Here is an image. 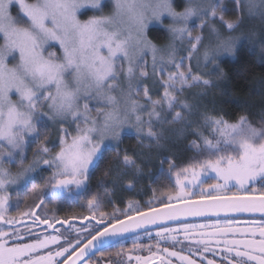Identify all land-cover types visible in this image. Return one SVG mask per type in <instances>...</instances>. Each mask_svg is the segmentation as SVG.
Segmentation results:
<instances>
[{
    "label": "snow or ice",
    "instance_id": "1",
    "mask_svg": "<svg viewBox=\"0 0 264 264\" xmlns=\"http://www.w3.org/2000/svg\"><path fill=\"white\" fill-rule=\"evenodd\" d=\"M108 6L105 0H0L3 41L0 43V223L12 224L14 220L5 217L10 199L8 186L37 172L41 166L50 170V175L44 180L43 188L34 191L42 193L44 188H49L55 195L70 192V186H74L78 194L91 196L89 210L95 219L94 210L99 208L101 200L92 193L88 181L90 170L102 151L119 144L122 134L131 130L142 144L145 138L159 143L164 137L163 125L181 122L202 141V144L191 141L199 157L176 171L180 192L176 196L168 195L169 201H182L183 207L167 204L168 211L152 208L145 212L129 201L124 210L115 209L111 216L101 212L97 224L102 229L92 233L78 251L79 236L75 243L68 236L51 235L33 243L9 246V240H21L23 233L19 229L14 233L0 230V264H66L58 259L66 253L69 259L75 255L71 264H79L107 238L157 221L220 211L264 215V191L231 196L224 191L231 181L238 185L239 192L247 191L246 185L257 178L264 180V118L259 127L246 115L230 122L222 115L199 112L198 105L181 99L188 90L212 87L210 77L223 79L219 57L235 54L241 36L234 33L244 23L245 10L249 17L259 16L264 20V0L259 3L235 0V19H226L229 10L221 0H184L181 10H177L173 0H110L112 11L106 15L104 8ZM85 9H91L93 14L81 19L87 15L82 11ZM165 18L169 21L166 27L171 42L167 47L158 48L148 39V27L153 21L164 26ZM52 44L59 45L62 56H57L55 51L45 55L46 46ZM259 47L264 52V36L259 38ZM17 55L18 62L9 67L8 58L16 61ZM149 55L152 75L159 77L163 89L162 95L155 97L147 84L141 82L149 76ZM194 60L197 67L202 60L208 75L193 70ZM13 94L17 97L15 100ZM200 95L192 93L191 98ZM193 113H198L202 123L187 119ZM48 121L58 126L57 139L53 142H49L47 134ZM202 128L210 131L211 138L204 135ZM32 145L36 148L29 161L26 149ZM116 158L124 169L136 167L127 152L116 151ZM13 165L18 168L15 174L10 171ZM169 167L170 171L174 168L171 164ZM189 172L193 177L189 183L193 186L201 173L209 172L215 173L223 183L210 185L215 194L208 193V201L203 192L197 201L190 198L191 192L185 191L186 186L180 179L181 173ZM109 174L105 172L106 176ZM133 187L129 180L127 188ZM43 223L54 227L48 220ZM190 227L195 228L185 226V231ZM218 231L221 235L240 232L245 237L222 241L224 251L234 253L236 258H229L228 264H264V223L253 222L244 229L228 227ZM157 235L163 238L162 233ZM61 239L66 241V246L60 245L54 253L36 255L49 245L60 244ZM198 243L207 244L206 241ZM168 255L179 256L186 264H195L176 252ZM135 259L137 264H149L146 258ZM107 264H120V261Z\"/></svg>",
    "mask_w": 264,
    "mask_h": 264
},
{
    "label": "trees",
    "instance_id": "2",
    "mask_svg": "<svg viewBox=\"0 0 264 264\" xmlns=\"http://www.w3.org/2000/svg\"><path fill=\"white\" fill-rule=\"evenodd\" d=\"M175 1L177 9L184 5L177 4L180 0ZM234 6L235 2H230V5H226L229 8L226 19H235L236 12ZM256 32L254 29H249L244 31V34H246V37L250 35L259 40L261 35H253ZM147 36L156 45H162L167 42L166 32L159 27H150ZM219 68L224 73L223 79L217 80L214 77H210L213 79V86L202 89L205 92L203 98L206 101L203 112L222 115L230 122H235L239 116L246 115L254 126L259 127L260 120L264 118V52L260 50L259 41L252 38L243 39L236 46L234 55L219 58ZM200 72L208 75L207 69ZM196 123H202V121ZM201 131L204 132L205 136L211 138V133L208 129L202 128ZM166 135L167 133L164 130V137L159 143L149 142L145 138L143 144L137 139V136L124 135L119 144L102 152L97 163L90 171L88 181L92 193L97 194L101 200L99 208L94 210L95 219L92 218L93 212L89 210L88 201L91 199V196L86 194L79 195L69 203L65 201L53 203L49 200L48 202L51 203L48 204L47 202L46 207H43L46 199H49L45 198L47 188H44L42 193L34 191L35 187H38V189L39 187L43 188L45 177L50 175L49 170L43 166L29 179L30 181L27 182L25 188L16 193L14 199H12L15 207L13 208L11 204L9 209H16V213L20 214L24 209L27 211V208H32L36 205V210L37 207L41 206L39 210L35 211L37 219L42 222L48 220L51 223H55L56 220L66 221V225H70L75 232L80 233L79 238L81 243L79 245H81L90 238L92 233L98 229H102L103 226L96 222L97 219L101 218V212H107L111 216L115 209L124 210L129 201L137 204L142 210L171 203L161 200V195L165 194V192L173 191L174 182L169 173V166L171 164L174 167H180L181 165L192 163L199 157V153L191 147V141L197 140L201 144L202 141L198 136L193 134L190 128L184 133L183 131H177L176 136L173 134ZM154 144H156L155 148H151ZM162 145L163 148L167 149L161 151L158 147ZM32 147L34 148L35 146L32 145ZM116 151L120 153L127 152L135 160L136 167L124 169L116 158ZM29 152H32V150ZM118 168L119 172L117 171ZM106 171L110 173L107 176L105 175ZM129 180L134 184L132 189L127 188ZM258 184L250 187L255 190L250 191L249 194H258L264 191V185L261 184L259 189H257ZM105 191H107V195H105ZM190 198L199 199L201 196L196 193ZM22 203H25V205H21ZM8 214V217L17 216L15 214ZM119 218L123 219L124 217L119 216ZM77 219H82L84 223L73 221ZM104 219L106 223L111 224L110 220ZM227 220H230L229 224H234V221L237 219ZM195 223L198 222L169 226L164 229H171V233H174L178 231V226L185 228V226H191ZM190 231L188 230L187 232L192 233ZM153 232L148 233V235H153ZM146 234L129 239L130 241L138 240V242L128 243L126 241L124 242L125 246L128 249L130 247L142 249L150 245L140 244L141 241L143 242ZM180 235L181 233L179 232L178 236ZM76 238L77 236L73 239V243H75ZM120 243H123V241ZM114 246L120 247L121 245L116 244ZM150 247L147 249H151Z\"/></svg>",
    "mask_w": 264,
    "mask_h": 264
},
{
    "label": "rangeland",
    "instance_id": "3",
    "mask_svg": "<svg viewBox=\"0 0 264 264\" xmlns=\"http://www.w3.org/2000/svg\"><path fill=\"white\" fill-rule=\"evenodd\" d=\"M230 2H235V0H221V3L223 4V6L225 8L226 5H230ZM106 4H109L108 7L104 8V14L108 15L111 13L112 9L110 6V0H105ZM174 5L176 4V1L173 0ZM257 3H259V0H257ZM177 4L179 5H183L184 4V0H180ZM183 8V6H181L179 9L177 10H181ZM229 10V8H227ZM235 9V6H234ZM15 9H13V14H15ZM82 11H86L87 15L85 16H81V19H87L88 16H91L93 14V11L91 9H85ZM257 11L259 12V9H257ZM169 21L167 20V18H165V25L162 26L158 23H156L155 21H153L151 24H149V27H159L162 28L166 34H167V42L165 44L162 45H156L158 48H164L167 47V45L171 42V36L169 34V32L167 31V23ZM249 29H254L257 32L255 33V35H261L264 36V20H262L259 16H253V17H249V15L247 14V11L245 10L244 12V23L241 26L240 29L237 30L236 33H234L235 35L241 36V39L237 42L236 46L243 40L246 39V34H244V31L249 30ZM205 43H207L208 41V35H207V30L205 29ZM195 34V33H194ZM249 38L255 39L257 41H259L257 38H253L250 35H247ZM2 38H0V43H2ZM179 45V42H176ZM154 44V43H153ZM181 47H186V45L181 46ZM49 51H55L57 53V56H62V52L59 49V45L58 44H52L49 46H46V51H45V55H47V53ZM229 54H222L220 57H225ZM219 57V58H220ZM148 59V72H149V76L146 79H143L141 82L147 84V86L149 87L152 95L155 97L157 94L162 95V87L159 84V77L158 76H153L152 75V69H151V57L149 55ZM18 62V55H17V60L13 61L12 57L8 58V66L12 67L14 63ZM201 65H203V62L201 60ZM199 66L197 67L196 65V61L194 60L192 62V66H193V70L194 71H204V69H206L204 66ZM192 93H202V95L195 97V98H191L192 97ZM205 94V92L202 89L199 88H194L191 90H188L184 93V96L181 97V99H188L189 103L193 104V105H198L199 106V112H203V109L206 105V101L205 98H203V95ZM17 97L15 94H13V99L15 100ZM179 107V106H178ZM45 119H47L45 117ZM188 120L193 121L194 123L200 121L198 120V113H193L190 114L187 117ZM57 125L53 122V121H48V137H49V142H53L57 139ZM163 129L165 130V133H167L166 136H169L171 134L175 135L177 134V131H180L181 129L183 130V133L186 132L188 130V128H184V122L181 123H175V124H166L163 125ZM124 135H134L137 136L134 130L131 131H126L125 133L122 134V136ZM121 136V138H122ZM117 144H113L111 145L110 148L115 147ZM165 145L167 146V144L165 143ZM35 146V145H34ZM156 144H154L153 146H151V148H155ZM36 146L33 148L32 146L26 149V155L27 158L29 159V161L32 159V154L35 151ZM161 151L166 150L167 148H163L162 146L158 147ZM30 150H32V152H29ZM104 151V150H103ZM102 151V152H103ZM102 154V153H101ZM100 154V156H101ZM98 161V160H97ZM96 161V163H97ZM95 163V164H96ZM95 164L93 165V167L95 166ZM190 163L186 164V165H181L180 167L176 166L173 168V170H171L169 173L171 175L172 181L174 182L173 185V191L171 192H165V194L161 195V200L165 201V202H178V200H171L169 201L168 199V195L171 194L172 196H176L179 192H180V185L177 184V177H176V171H179L181 168L183 167H187ZM92 167V169H93ZM91 169V170H92ZM18 168L16 165L11 166L10 171L15 174L17 172ZM90 170V171H91ZM50 173V170H49ZM34 176V173L29 174L28 176H25L23 178H21L19 180V182L17 184L14 185H9L8 186V195L10 197L9 199V204H8V210L5 213V217L6 219L9 218H14L13 223L12 224H6V223H0V230H4V231H9L14 233L16 231V229H18V227H16L17 225H22V224H46L43 223L42 221H40L39 219H37V217L35 216V210H27L24 209L22 213L18 214L16 213V209L15 210H10L9 207L12 204L13 208L15 207V205H13L12 199H14L16 193H18L20 190L24 189L27 182L30 181L29 179L32 178ZM47 177H45L46 179ZM44 179V180H45ZM180 179L183 181L185 187V191L188 192L190 191L192 195L194 194H199L201 196V193L203 192V196L204 198L208 196V193H213L215 194V189L211 188L210 185L213 184H217V183H223V181H218V179L215 177V173L209 172L207 175L201 173V175L199 176V178L196 180L195 182V186H193V184L189 183L190 181L193 180L192 177V173H181ZM262 179L257 178V180H255L254 182H249L248 185H246V189L248 191V188L252 185H256V183L260 182ZM210 181V182H209ZM40 188V187H39ZM71 191H65L63 193H57V194H53L51 189L47 188L46 190V194L49 195V197L55 201H65L67 203L71 202L73 199H76L79 195L82 194H78L77 190L75 189L74 186H70ZM233 188V189H232ZM35 189H38V187ZM233 190V191H232ZM224 191L229 195V194H233V193H237V194H241L243 192H247V191H239L238 192V185L235 184L234 181L229 182V185L226 189H224ZM232 191V192H231ZM231 192V193H230ZM191 195V196H192ZM151 204V203H148ZM21 205H25V203H22ZM152 205V204H151ZM12 208V207H11ZM30 209V208H27ZM44 210V209H43ZM9 213V214H8ZM8 215H12L15 214L17 216L14 217H8ZM19 215V216H18ZM86 221V219H84ZM76 221L78 223H84L82 219H77V220H73ZM97 222V220H96ZM230 220L227 219H218V220H207V221H201L195 224H192L191 226H195V228H189L188 230H191L189 232L185 231V228H182L181 230V237L183 238L184 241H186V244L188 247H186V249L182 252H176L179 255H183L188 257L189 259H191L192 261L195 262V264H200L197 263L194 259H196L197 261H201V259L199 256H208L209 254L207 253L208 251L213 252L214 254L217 255H223V256H231L233 258H235L234 253H228L226 251H224L225 245L222 242L225 239L231 240V239H244V235H242L240 232H236V233H226L224 235H221L219 233V229L222 228H235V229H244L249 227L250 225H243V224H229ZM53 224H60V223H53ZM12 225H16V226H12ZM63 225H66L65 223ZM180 230V229H179ZM179 231H176L174 233H169V232H163V230H156L154 231L152 235L153 238H155V240L157 242L163 241V243H167L170 242V244L174 243V240L172 239V237H175L176 239H178V233ZM157 233H162V236H158ZM192 234V235H191ZM24 235V234H23ZM25 238V235H24ZM23 238V239H24ZM44 237H42L43 239ZM181 238V239H182ZM11 241H17V240H9V246H13L10 245ZM199 241H206L207 244L205 243H198ZM51 247V245L49 246ZM191 247H196L199 248V250L197 251H193V248ZM207 247L209 249V247H212V249L208 250V251H204V248ZM46 249V248H44ZM43 250V249H41ZM40 250V251H41ZM168 252H174V251H165L163 250L162 252H157V253H152L149 254L150 256L147 257H141V258H146L149 261V264H152V261H155L156 264H186L185 261H181L179 259V256H169ZM48 252L42 253L40 255H47ZM39 255V254H38ZM194 256H198V257H194ZM236 259V258H235ZM202 262V261H201ZM83 264H89V263H83ZM129 264H137V261L135 258L132 259V262ZM250 264H252V262H250Z\"/></svg>",
    "mask_w": 264,
    "mask_h": 264
},
{
    "label": "flooded vegetation",
    "instance_id": "4",
    "mask_svg": "<svg viewBox=\"0 0 264 264\" xmlns=\"http://www.w3.org/2000/svg\"><path fill=\"white\" fill-rule=\"evenodd\" d=\"M258 183H260L261 185H264V180H261ZM258 183H256V184H258ZM260 184L257 185V189H259ZM253 186H255V185H253ZM250 187L248 188V191L247 192H243L242 195H254V194H249L250 191L252 192L253 190H255V189H251ZM231 195L232 194H229V196H231ZM45 196H47L46 192H45ZM205 198H208V197H205ZM49 200H51V202H53V203L58 202V200L53 201L51 198H49V199H46V202L44 203L45 205L43 207H46V204H47V202ZM51 202H48V204L51 203ZM60 202H62V201H60ZM35 208H36V205L34 207L28 209V210H32V209L35 210ZM39 208L37 207V209L35 211L39 210ZM253 222H262V223H264V220H258V219H249V220L244 219L243 220V219H237L236 221H234V224H240V225L243 224V225H245V224L249 223L247 225H251ZM12 226H16V225H12ZM16 227H18V229L25 235V238L21 239V240H17V241H11L10 245L23 244V243H33L38 238L42 239V237H47V236H51V235L68 236V237H70L72 239V242H73L74 241L73 239L76 236L80 235V233L75 232L70 225H63V224H54V227H49L48 224H35L34 223V224L17 225ZM182 228H184V227L178 226L177 230L179 232H181ZM162 229H163V232H169L171 234V229H167V230H170V231H165L166 229H164V228H162ZM146 233L141 234V235L146 234V236L144 237L143 242L141 241L140 244L141 245L150 244V245H147V246L143 247L142 249H138V248H134L133 249V247H130L128 249L125 246L124 242H126V241H128V243H130V242L137 243L138 242V240H136V241L131 240L130 241L129 239L134 238V237H132V238L123 240V243H120L122 241L116 243V244L121 245L120 247L114 246V245H116V244H114L112 246L104 248V250L102 249L103 251L100 250L98 252L99 254L96 253L95 255H93L92 257L87 259L84 263H89V264H107V262H109V261L118 260V261H120V264H129V263L132 262V259L137 257V256H139V257H147V256H150L149 254L162 252L165 249H167L169 251H174V252H182V251H184L186 249V247H188L187 244H186V241L183 240L181 235L178 236V239L174 240V243L170 244V242L163 243V241H160V242L153 241V240H155V238L150 237V236H152V234L148 235V233H150V232H146ZM153 234H155V233H153ZM60 245H65L66 246V241L64 239H61L60 244L51 245V247H48L46 249H43V250L39 251L36 255H38V254L40 255L42 253L49 252V251L54 253L60 247ZM81 245H79L76 248V250ZM149 246H151L150 247L151 249H147ZM191 248H193V251L199 250V248H196V247L195 248L191 247ZM209 249L211 250L212 247H209ZM101 253H103V255ZM117 253H119V255H117ZM207 253L209 255L206 256V257L205 256H199L200 258H203V259H201L202 262L201 261H197L196 259H194V260L197 263H200V264H209V261H212L213 264H228V259L229 258L235 259V258H233L231 256H223V255L219 256L217 254H214L211 251H208ZM68 256H69V254L66 253L65 257H60L58 259L61 260V261H64L66 258H68ZM129 257H132V259H129ZM194 257H198V256H194Z\"/></svg>",
    "mask_w": 264,
    "mask_h": 264
},
{
    "label": "water",
    "instance_id": "5",
    "mask_svg": "<svg viewBox=\"0 0 264 264\" xmlns=\"http://www.w3.org/2000/svg\"><path fill=\"white\" fill-rule=\"evenodd\" d=\"M46 198H50L49 195H47ZM204 199H205V201H208V198H204ZM195 200L199 201L200 198L195 199ZM168 204H172L175 207H183L182 201H178V202H174V203H168ZM165 205H167V204H165ZM165 205L154 207V208H156L157 210H159L161 212L168 211V209L165 207ZM150 209H152V208H150ZM150 209H147L144 211L150 212ZM218 219H243V220L244 219H246V220L258 219V220H264V215H261L260 213L220 211L217 214H207V215H202V216H191V215L180 216L177 219L157 221L156 223L147 224L144 227L137 228L133 231L121 233V234H118L117 236L107 238L106 240H104L103 243L97 244L96 248L91 250L89 252V254L84 258V260L79 262V264H83L87 259H89L90 257H92L93 255H95L96 253H98L100 250H102L104 248H107L109 246H112V245L120 242V241L141 235V234L146 233V232H151V231L159 230V229H162L165 227L180 225V224H185V223L201 222V221H207V220H218ZM247 224H249V223H247ZM86 242L87 241H85L84 243H86ZM93 243H96V241H93ZM83 244L80 247H82ZM79 248L76 251H78ZM71 259H75L74 254L71 256ZM71 259L66 258L64 261H66V264H71Z\"/></svg>",
    "mask_w": 264,
    "mask_h": 264
}]
</instances>
